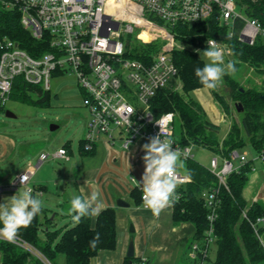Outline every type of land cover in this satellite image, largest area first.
<instances>
[{
    "label": "built area",
    "instance_id": "1",
    "mask_svg": "<svg viewBox=\"0 0 264 264\" xmlns=\"http://www.w3.org/2000/svg\"><path fill=\"white\" fill-rule=\"evenodd\" d=\"M0 9L19 15L23 29L43 44L41 48L48 49L33 55L16 40L7 36L0 38V112L10 102L16 79L22 78L29 85L50 91L51 80L57 73L74 72L84 92V105L91 114L85 137L86 151H92L103 136L111 145L120 140L123 149L129 150L138 140L150 141L162 132L171 139L172 148L182 154L176 192L169 202L171 207L180 200L179 187L190 182L181 164L195 160L193 146L183 145L176 139V114L170 112L158 117L152 109L157 94L178 81V69L171 54L184 46L177 43L173 28L214 20L227 30L229 40L251 47L258 42L264 44V27L258 20L243 15L237 0H0ZM136 30L141 31L137 39H152L147 44H154L158 38L165 44L157 52L143 54L145 60L135 59L132 55L138 48L134 38ZM210 40L221 44L226 61L233 59L226 41L211 38L205 47ZM47 158L42 156V160ZM54 158L70 161L65 149H60ZM250 160L264 165V151L253 159L237 151L232 152L231 159L217 155L209 169L218 178L220 188L228 189V176ZM234 161L239 164L234 165ZM32 175V171L24 172L12 185L0 187V194L28 187ZM22 177H25L24 184ZM131 180L136 182L135 178ZM137 187L142 189L139 184ZM220 188L203 195L211 210L212 225L203 241L192 244L189 257L193 261L206 257L213 243L211 236ZM244 217L247 218L246 213ZM259 224H264V216L251 222L256 232ZM0 242L17 246L44 264H52L18 235L12 241L0 238Z\"/></svg>",
    "mask_w": 264,
    "mask_h": 264
},
{
    "label": "trees",
    "instance_id": "2",
    "mask_svg": "<svg viewBox=\"0 0 264 264\" xmlns=\"http://www.w3.org/2000/svg\"><path fill=\"white\" fill-rule=\"evenodd\" d=\"M240 11L249 19L258 20L264 27V0H237ZM160 24L164 25L160 22ZM173 34L183 49H175L171 56L178 69L180 91L171 87L161 90L152 103L156 116L173 112L177 116L176 123L180 124V133L176 136L183 145L203 146L216 155L231 159L234 151H245L251 148L255 155L264 151V44L258 42L251 47L238 43L235 39H227V30L210 20L194 26L177 25ZM9 37L19 42L22 48L33 55L46 52L40 42L33 39L31 34L23 29L20 16L13 12L0 9V38ZM216 38L226 41L236 63V69L241 63L250 65L257 74L263 76L261 89H246L229 74L224 81L231 88L236 106H242L240 114L241 126L233 124L225 139L220 138L221 127L212 123L203 106L192 98V94L203 89L195 75L197 67H203L204 61L197 54L200 47L206 49L205 42ZM132 55L135 59L145 60L143 54L157 52L156 45L136 48ZM58 75V73L56 74ZM176 85V84H175ZM215 98L222 105L227 116L231 108L226 100L213 91ZM34 104L41 107H50L51 93L40 86L27 84L22 78L15 81L10 101ZM237 110V107H235ZM238 112V111H237ZM175 123V124H176ZM85 139L79 142V152L82 156H95L97 145L92 151H86ZM64 149L71 154L70 143ZM255 163L250 160L238 171L227 178V186H219L218 178L196 160L186 162L185 174L190 182L179 187L180 200L173 206V220L176 223H191L195 229V242H201L207 237L211 227L209 216L211 210L203 195L220 188L217 216L213 223L214 240L209 245L206 257H202L195 264H264V246L259 232L252 227L264 216V206L256 204L250 209L244 198V190L248 185L249 177L254 170ZM34 195V194H33ZM142 189L135 188L131 197L137 205L142 202ZM246 213L247 218L244 217ZM43 216V217H42ZM117 209L106 208L98 216L82 217L79 222L72 221L59 229L54 228V220L46 216L42 209L32 223L22 228L17 234L35 246L51 263L60 255L65 256L66 264H92V261L103 251H113L118 245ZM43 225L46 226L43 229ZM44 238L40 237V231ZM99 235V242L95 247L90 241ZM194 242V243H195ZM217 247L216 259L211 262L212 246ZM2 264H44L40 259L23 251L17 246L0 242ZM202 256V255H201ZM149 264L148 260L133 257L126 258L124 264Z\"/></svg>",
    "mask_w": 264,
    "mask_h": 264
},
{
    "label": "rangeland",
    "instance_id": "3",
    "mask_svg": "<svg viewBox=\"0 0 264 264\" xmlns=\"http://www.w3.org/2000/svg\"><path fill=\"white\" fill-rule=\"evenodd\" d=\"M140 32V30H136L134 37L138 49L147 45H156L160 49L165 44L161 38H158L154 44H147L152 39L150 37L142 40L137 39ZM143 36L146 37L145 34ZM204 50L206 49L200 47L196 52L199 58L207 63V58L202 54ZM229 75L246 89L256 88L259 90L263 84V76L257 74L253 67L245 63H241L237 71ZM178 81L174 87L175 91L181 89V84ZM214 90L226 100L231 108V115L229 117L226 115V120L220 123V138L223 140L233 124L241 126V113L235 109L236 105L232 97L234 93L224 78L215 89L206 90L209 98L206 108L214 107L218 113L217 117L220 116V118L225 113L222 105L213 94ZM50 93L51 105L48 108L12 100L0 112V187L12 185L20 174L32 168L34 177L29 188L45 187L46 191L42 195L36 193L35 196L42 201V209L47 212L49 218L55 220V226L51 229H59L66 225H72L69 216L70 201L73 196L80 195L76 184L86 177L89 171L102 167L107 158L108 150L103 143L106 137L103 136L98 143L97 155L86 157L79 152V142L85 139L87 135L91 114L84 105V92L74 72L68 71L64 75H55L51 80ZM192 98L196 101L199 100L198 96L193 94ZM198 102L201 104L200 101ZM210 110L212 111V109ZM7 112L14 117H8ZM210 114L212 113L210 112ZM211 116L208 114V118L212 121ZM52 126H56L57 129L52 131ZM175 130L178 135L181 130L178 122L175 124ZM5 139L14 144V149L9 155L3 147L2 140ZM176 139L180 141L177 136ZM118 142L117 145L120 146L121 141L118 140ZM67 143L71 144L73 150V155H69L71 161L55 159L54 155L63 149ZM193 148L195 160L209 169L211 160L217 155L203 146H193ZM239 154H248L249 159L256 157L251 148L239 151ZM43 155L48 156V158L42 160ZM39 161L41 165L36 168ZM238 164V161H234V165L237 166ZM181 170L185 172L186 163L181 164ZM25 190L28 188L18 189L21 192ZM18 191L0 194V203ZM127 202L131 204V208L119 210L117 215L119 235L123 234V236L128 237L126 257L131 242L134 243L135 248L137 237L134 225L136 216L132 214L137 207L130 198L127 199ZM158 224L155 233L150 235V238L148 234L144 238V245H146L144 257L150 259V264H195L188 256V247L193 237V225L189 222L176 225L169 211L161 214V220ZM184 224L189 231L181 229ZM175 227L176 231H173ZM42 228L45 229L46 226L43 225ZM40 237H45L42 230ZM259 237L264 246V231L259 234ZM216 252L217 247L213 245L210 253L211 262L215 261ZM121 253L122 249L119 246L117 252H105L98 259H94L92 264L98 262L100 264H114ZM54 264H66L65 256L60 255Z\"/></svg>",
    "mask_w": 264,
    "mask_h": 264
},
{
    "label": "clouds",
    "instance_id": "4",
    "mask_svg": "<svg viewBox=\"0 0 264 264\" xmlns=\"http://www.w3.org/2000/svg\"><path fill=\"white\" fill-rule=\"evenodd\" d=\"M207 43L208 47L202 54L208 62L203 67H197L195 75L203 87L215 89L225 75L237 71L236 63L232 60H225V51L220 43L214 40ZM143 150L145 171L142 185L139 184L143 192V203L153 212H158L175 195L177 169L182 154L172 148L171 139L162 135V132L144 144ZM24 182L25 177H22L21 183L24 184ZM100 210L99 192L97 191H93L88 197L73 196L70 201L69 212L73 214L72 219L75 222H79L82 217L98 216ZM41 211L42 201L34 196L31 190L18 191L12 197L6 198L0 203V238L14 240L19 231L29 226ZM98 242L99 235L97 234L90 241V245L95 247Z\"/></svg>",
    "mask_w": 264,
    "mask_h": 264
},
{
    "label": "crops",
    "instance_id": "5",
    "mask_svg": "<svg viewBox=\"0 0 264 264\" xmlns=\"http://www.w3.org/2000/svg\"><path fill=\"white\" fill-rule=\"evenodd\" d=\"M207 88L196 90L193 95L198 96L201 104L206 110L207 116L208 114L211 116L210 118H213L211 121L212 123L220 126V123L226 120V113L224 115L217 117L216 109L213 108H206V104L209 101ZM212 109V111L210 110ZM210 110V111H209ZM210 112L212 114H210ZM217 117V118H216ZM229 117V116H228ZM100 142V141H99ZM149 141L146 139H140L138 142L133 145L132 148L129 150H124L122 147V142L119 143L116 141L114 145H111L109 143L108 138L103 141L105 148L108 150L107 158L104 160L102 167L96 170L89 171V174L84 177L80 182L76 184L78 190L80 191V196L82 197H88L93 191L99 192V201L101 205V210H105L106 208H115L117 209V215L119 210H125L130 209L131 204L127 202V199L130 198L132 201H134L131 197V192L137 187V183L142 185V177L145 171V165L143 162V156L145 155V152L143 150V145L148 143ZM2 143L4 144L3 147H5V152L7 155L10 154L11 151L14 149V144L11 143L10 140H2ZM99 144H97L96 148V154L98 152ZM64 149V148H63ZM71 154L73 155L72 146L70 144ZM58 160H64V159H58ZM65 161V160H64ZM71 161V157H70ZM66 161V162H70ZM41 165V162L39 161L36 168H38ZM27 171H32L33 175L30 179V183L28 184V187H20V188H29L33 177H34V171L32 168H29ZM23 174V173H22ZM21 175V174H20ZM19 178V177H18ZM16 178L15 180H17ZM132 178L136 179V182H132ZM32 190V194L34 196L36 193H40L42 195L46 189L43 186L34 187ZM18 191V190H17ZM244 198L248 204L247 208L250 209L252 206L256 204H260L264 206V165L260 162L255 163L254 170L251 173L249 177V182L247 187L244 190ZM123 200L126 203H128L130 206L128 208H122L117 206L118 200ZM135 203V202H134ZM135 206L137 209L132 212L133 215L136 216L134 218V225L136 227L135 233L137 234L136 240H135V257L142 258L144 260H148L150 264V259H147L144 257L145 255V235H153L155 233V228L159 226L158 222L161 220V214L165 211H169L173 218V207L169 205V203L159 210L158 212H153L151 209H146L143 206V202H141L140 205H137L135 203ZM47 213V212H46ZM72 213L69 214L72 219ZM48 216V214H46ZM43 217V216H42ZM49 217V216H48ZM156 217V218H154ZM55 221V220H54ZM174 221V220H173ZM175 222V221H174ZM55 224V223H54ZM118 224V219H117ZM182 224V223H176ZM55 226V225H54ZM259 234L264 231V224H259ZM181 229H184V231H189L187 229L186 225L184 224ZM173 231H176V227L173 229ZM193 237L191 239L190 245L188 247V256L190 252V248L192 244L195 242V229L193 227ZM128 243V237L123 236V234L119 235L118 232V245L113 252H117V249H122V253L119 255L118 259L114 262V264H124L126 257L125 251L128 250L127 248ZM108 251L101 252L96 258L98 259L101 254H104ZM95 258V259H96ZM97 264H100L99 262Z\"/></svg>",
    "mask_w": 264,
    "mask_h": 264
},
{
    "label": "water",
    "instance_id": "6",
    "mask_svg": "<svg viewBox=\"0 0 264 264\" xmlns=\"http://www.w3.org/2000/svg\"><path fill=\"white\" fill-rule=\"evenodd\" d=\"M237 107V111H238V113H241L242 111H243V108H242V106H236ZM7 116L8 117H14L12 114H10L9 112H7ZM57 129V127L56 126H52L51 127V130L52 131H54V130H56ZM117 206L118 207H122V208H128L130 205L128 204V203H126L125 201H123V200H118L117 201ZM132 231H134V230H132ZM128 258H133V257H135V249H134V243L133 242H131L130 243V247H129V251H128V256H127Z\"/></svg>",
    "mask_w": 264,
    "mask_h": 264
}]
</instances>
